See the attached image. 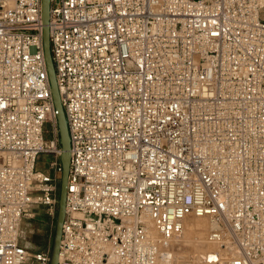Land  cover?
Listing matches in <instances>:
<instances>
[{"label": "built area", "instance_id": "1", "mask_svg": "<svg viewBox=\"0 0 264 264\" xmlns=\"http://www.w3.org/2000/svg\"><path fill=\"white\" fill-rule=\"evenodd\" d=\"M42 0H0V264L56 215L61 146ZM264 0H51L70 135L58 264H168L187 216L205 264H264ZM50 156L47 168L39 166Z\"/></svg>", "mask_w": 264, "mask_h": 264}, {"label": "water", "instance_id": "2", "mask_svg": "<svg viewBox=\"0 0 264 264\" xmlns=\"http://www.w3.org/2000/svg\"><path fill=\"white\" fill-rule=\"evenodd\" d=\"M50 16H51V0H42L41 3V17L43 25V47L44 55L46 60V66L48 71V76L51 85L52 97L57 111L56 119L59 132V143L61 146V163H62V173L60 182V192H59V202L57 207L55 233L53 237V243L50 250V258L48 264H58L60 255V245H61V235L62 226L66 215V200H67V184L70 169V135L68 130L67 118L62 106L60 92L58 89L56 72L51 56L50 49Z\"/></svg>", "mask_w": 264, "mask_h": 264}, {"label": "bare ground", "instance_id": "3", "mask_svg": "<svg viewBox=\"0 0 264 264\" xmlns=\"http://www.w3.org/2000/svg\"><path fill=\"white\" fill-rule=\"evenodd\" d=\"M203 226L207 227L209 232L214 227V224L208 217L187 216L182 233L174 236L170 242V250L165 254V261L168 264H179V260H181L180 264H192L191 262L193 264H205L204 261L200 263L204 260V253L215 247L207 242L206 237H203L202 232L205 229Z\"/></svg>", "mask_w": 264, "mask_h": 264}, {"label": "rangeland", "instance_id": "4", "mask_svg": "<svg viewBox=\"0 0 264 264\" xmlns=\"http://www.w3.org/2000/svg\"><path fill=\"white\" fill-rule=\"evenodd\" d=\"M262 16L264 18V13L262 14ZM50 161H51L50 156L42 155L39 159V166L42 168H47ZM56 215L53 216L49 214L45 207L36 206L34 210H32V216L25 217L22 222V225H21L22 243H24L27 247H29L32 250H39V249H42V250L50 249L51 250L52 243H53V232L55 230V224H56ZM207 230H208L207 227L203 230L202 232L203 237L207 236L208 234ZM45 237H47L46 238L47 247L43 248L41 247L40 243L43 240H45ZM205 250L204 252H206ZM204 256H205V253L203 255V259H204ZM200 260H202V258H200ZM180 261L181 260H179V264L181 263ZM191 263L193 264V262ZM200 263H203V260ZM182 264H188V263H182Z\"/></svg>", "mask_w": 264, "mask_h": 264}, {"label": "trees", "instance_id": "5", "mask_svg": "<svg viewBox=\"0 0 264 264\" xmlns=\"http://www.w3.org/2000/svg\"><path fill=\"white\" fill-rule=\"evenodd\" d=\"M61 182V181H60ZM54 233H55V230H54V232H53V237H54ZM47 237H45V240H43L41 243H40V245H41V247H43V248H46L47 247V239H46ZM39 250H42V249H39ZM39 250H34V251H39Z\"/></svg>", "mask_w": 264, "mask_h": 264}, {"label": "crops", "instance_id": "6", "mask_svg": "<svg viewBox=\"0 0 264 264\" xmlns=\"http://www.w3.org/2000/svg\"><path fill=\"white\" fill-rule=\"evenodd\" d=\"M264 13V12H263Z\"/></svg>", "mask_w": 264, "mask_h": 264}]
</instances>
